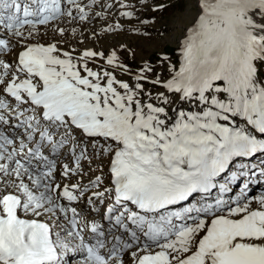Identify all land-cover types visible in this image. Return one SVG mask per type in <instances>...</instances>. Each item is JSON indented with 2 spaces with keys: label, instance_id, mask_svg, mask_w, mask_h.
I'll use <instances>...</instances> for the list:
<instances>
[{
  "label": "snow or ice",
  "instance_id": "6c2138e0",
  "mask_svg": "<svg viewBox=\"0 0 264 264\" xmlns=\"http://www.w3.org/2000/svg\"><path fill=\"white\" fill-rule=\"evenodd\" d=\"M184 2L178 15L193 19L178 63L161 54L170 74L162 78L148 63L131 73L116 51L74 58L41 43L40 26L76 19L60 0H0L9 36L0 38V264H62L72 251L80 264H264V195L166 211L228 192L219 178L230 165L264 153V0ZM67 3L87 20L91 5ZM96 58L107 67L90 68ZM141 81L164 91L153 96ZM177 97L194 108L170 115ZM80 202L91 206L90 219Z\"/></svg>",
  "mask_w": 264,
  "mask_h": 264
},
{
  "label": "rangeland",
  "instance_id": "374dc122",
  "mask_svg": "<svg viewBox=\"0 0 264 264\" xmlns=\"http://www.w3.org/2000/svg\"><path fill=\"white\" fill-rule=\"evenodd\" d=\"M20 1H22V4L24 3V0ZM122 2L131 5V7L122 8L121 0H95V3L93 0H79L81 6L91 5V7H86V11L89 13L87 20L80 21L74 6L68 5L67 0H64L62 10L72 8L73 16L76 19L66 15L61 16L50 27H41L38 38L48 40L47 44L55 43L63 51L71 52L74 58L82 55L85 50L103 52L106 56L112 51H116L120 62L127 65L131 69V73H138L144 64L148 63L154 68V72L150 74L151 76L154 77L158 74L162 78H168L170 74L167 71V63L162 64L160 56L165 54L173 64L178 63L179 41L183 36V28L190 24L193 19L191 13L183 16L178 15V13L185 12L184 0H122ZM159 4L170 6L162 10H153ZM194 10L193 8L191 12H194ZM124 11H131L133 17L129 19L122 16L121 13ZM117 24L120 25V29L105 31L109 27L114 29ZM58 29L64 30L62 35ZM4 34L8 39L9 36L6 30H4ZM11 41L16 45L14 52H17L18 48L22 49V45L17 44V38L12 37ZM11 57L9 56L8 59L14 62L13 57ZM88 66L93 70L107 67L105 61L99 58L89 60ZM108 70L113 71L112 69ZM114 74L118 79L125 80L130 84L135 83L132 74H124L119 69L115 70ZM141 83L144 84L146 91L153 93V96L157 92L164 91L159 86H154L144 81H141ZM167 95H169L170 99L172 98V94ZM152 102H155V100ZM173 107L177 110H192L194 104L179 101L177 97L176 102L169 107L170 115H174L171 111ZM96 163L94 161L93 166ZM84 164L86 167L87 162L84 161ZM106 169L105 167V172ZM96 174L98 173L91 172L89 176L94 177ZM105 183H107V180ZM238 192L243 193L244 191L239 190ZM218 194L220 192H217L215 197ZM215 197L214 200L208 203H215L217 199ZM226 198L228 202L231 201V196L229 197L228 195ZM230 203L232 204V201ZM102 207L98 212L99 216H101L103 211ZM253 207H256L255 203H253Z\"/></svg>",
  "mask_w": 264,
  "mask_h": 264
},
{
  "label": "bare ground",
  "instance_id": "6f19581e",
  "mask_svg": "<svg viewBox=\"0 0 264 264\" xmlns=\"http://www.w3.org/2000/svg\"><path fill=\"white\" fill-rule=\"evenodd\" d=\"M1 34H4V31L3 32H1ZM5 35V34H4ZM6 37V36H5ZM38 38V37H37ZM39 39V38H38ZM14 40V39H13ZM39 41L41 42V43H43V44H45V45H47V41L48 40H46V39H44V40H41V39H39ZM45 42V43H44ZM25 43H36V41H35V39H31V40H28V41H25ZM18 44V43H17ZM19 50L18 51H20L21 49L20 48H18ZM17 51V52H18ZM13 57V56H12ZM11 57V58H12ZM11 61V60H10ZM93 167H95V166H93ZM86 168H87V166H86ZM106 172H107V169H106ZM85 179H87V178H85ZM87 182V181H86ZM231 202V201H230ZM102 207V205H100L99 206V209ZM78 209H83L84 210V215L86 216V215H88L89 216V213L91 212V206L90 205H87L86 203H84V202H82V203H79V205H78ZM91 215H93V216H98V212H94V213H91ZM64 264V263H63Z\"/></svg>",
  "mask_w": 264,
  "mask_h": 264
}]
</instances>
